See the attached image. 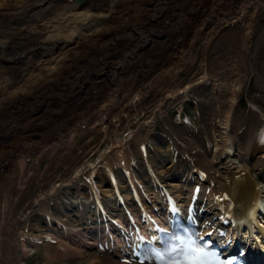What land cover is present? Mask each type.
Listing matches in <instances>:
<instances>
[{
  "label": "bare ground",
  "instance_id": "6f19581e",
  "mask_svg": "<svg viewBox=\"0 0 264 264\" xmlns=\"http://www.w3.org/2000/svg\"><path fill=\"white\" fill-rule=\"evenodd\" d=\"M12 1L13 3L10 5L9 0H0V54L3 50H10L8 47L12 50L13 47L17 45L21 48V52L13 51L15 55H10V57L0 55V63H2L0 68L6 69L7 67L17 69V67L14 66L16 62H20V66H27L30 62L32 68L25 72L28 73V75L33 71H38V73L51 71L54 65L64 60L67 55L72 54V57L76 59L75 67L69 71V75H72L74 80L71 79L70 82H66L65 84L62 83L61 88L57 87L56 89H59L60 91H58V94L63 96L61 103L63 102L64 105H67L71 110H76L83 105L86 106L87 110H89L87 114L88 117L97 116L100 108L98 105L99 99L91 100L97 97V92L91 97L88 96V89L95 87V85H99L105 79L109 85L102 83L103 89H101V91L104 92L107 86H110V82L113 81L114 83L115 81L114 86L117 87V90H115L114 100L105 97L107 103L103 104L100 108L102 111L100 115L107 117L111 114L112 109L117 106L119 100H125L127 98L125 91L130 88V84H135L133 82H135L136 76L133 71L141 70L144 66L154 68L159 64V61L151 59L152 54L150 52L153 51L155 53V46L160 44H163L161 46L167 47L169 51L171 62L170 64L167 62L169 68L166 70V75L169 81L173 82L175 72L177 73L178 70H181L187 65L188 61H191L188 59L192 57L190 50L192 46H194V40L199 36L200 31L204 29V24H201L199 28L192 27L191 16H193V14L194 17L197 15L199 17L198 23L201 20L206 21L214 15L213 10H209L206 15L200 14L198 11L204 7V5L200 3H197L195 9L189 12L186 8L187 6L183 4L185 0L183 2L177 1L178 5H175L174 7L176 8H173L172 11H167L166 8H164L166 6V0H126V2L141 4L144 7H154L155 13L141 14L138 18L133 19L135 22L131 24L129 21H124L119 27L107 28L104 25V21L111 19V14L115 13V11L110 12L104 11L101 8H95L93 3L94 0H82L79 2L74 0ZM209 1L212 3L213 0ZM217 2H219V0H217L216 3ZM251 5L259 6L258 12L253 20H255V18L259 20L263 16L264 28V0H249L244 3L241 11L245 12L246 7ZM174 9L179 10V13L174 12ZM120 12L121 11H116V13ZM156 13H160L161 18L157 17L155 15ZM19 22L21 23L16 25V23ZM154 24L158 29H155L156 27L152 29L153 27H151V25L153 26ZM242 25L244 27L243 34L248 36L254 27L251 24ZM154 30H157V34L160 33V39L155 38L153 34L151 35V32L153 33ZM187 30H189L188 34L191 36H189L191 41L187 42L189 48L183 50L182 47L186 46L185 37L187 36ZM12 31L19 33L25 32L27 39L24 37H16ZM109 31H111L112 35L114 34L109 38L111 39L110 41H117V43L124 45L123 48H126V50L122 48L118 51L115 50L116 47L113 48L110 44L108 45V43H99L101 45L98 44V49L101 48V52L99 53L100 55H96L98 52L97 48L95 51L87 48L90 45V43H88V38L91 37L90 35L105 37L109 35ZM262 33L264 35V29H262ZM117 34H120L121 37L125 36V41L122 38L119 39V37H115ZM23 38L31 42L33 49H22ZM37 38L39 41H37ZM222 38L223 40L226 39L229 45L233 42V37L227 38L224 36L221 37V40ZM242 38H245V36L243 35ZM242 40L243 39L240 37L238 40L239 44ZM236 43L237 40L235 44ZM125 44H128V46L125 47ZM40 46L41 48H36ZM230 46L233 47L232 45ZM53 49L56 50L53 51ZM37 51H48L49 54L53 53L55 56L51 55L50 57H44L48 56V53L46 55L41 53L36 56L35 52ZM28 52L33 56H26ZM223 52L224 49L221 48L220 45L213 46L209 50L207 64H205V66L207 65V71L205 70L206 72H204V68L202 69V73L204 74L199 77L198 82L187 84L179 90L172 89L166 94L167 100L173 102L188 92H194L201 84H210V89L212 90L210 102L205 103V105L204 103L202 104L204 108L203 112L207 115V121L202 126L201 130L193 134L194 132L190 133V131L185 128V132L177 134L174 130H171L168 125V134L155 136L142 133L140 129L135 130L132 134L134 143L137 148L139 147L142 150L137 158L130 155V148L128 145V147L124 145L123 141L116 142V150L113 152L112 158L107 159V157H110L108 154H105L106 156L102 158L103 166L107 168V176H105V173H98L95 169H92L90 173L85 176L86 187H78V183L75 179L80 171L77 170L74 178L69 179L66 183L55 185L49 192L52 197V202L50 203L51 208L45 210V212L47 211V217L45 216L44 220H42L39 218V213L34 214L27 228L30 233L36 234L46 229L53 231L55 229L58 231L57 227L60 226V222L70 226L71 229V226H73L78 230L84 229L88 224H90L89 226H98L100 223L97 224V222L105 218L103 216L100 217L101 215L97 213L93 205V199H98L95 200V204H98L103 210H107L109 214L115 213L117 216H122V211L119 210V208L118 210L115 208L116 203L113 190L116 193L121 192L124 200H128L127 189L129 188L130 190V185L135 187L134 184L140 183V185L145 188L144 193H142L140 189L139 191L134 189L136 196L140 198L141 195L144 194L152 199L154 197L152 189L155 195H157V192L154 187L149 186V183L147 184L148 181L145 177H149L151 181H163L164 185H167L179 198H183L185 193L186 196L192 193L193 185L189 187V191L183 192L185 191V187L187 185L189 186L188 182L193 179L196 180L197 178L198 184L200 185L199 189H201L202 186L204 188V186L212 184L210 188L211 193L206 195L207 200L205 202L213 209L220 202L216 198H225L224 200L226 203H233V209L236 214L244 212L251 204L253 206L254 199H264V141L257 142V139L253 136V132H255L257 126H264V98L254 97L253 101H250V111L247 115L239 117V115L236 114L237 111L233 108V103L238 91L243 87V78L236 73L237 68L234 67L235 65L228 66L218 58L223 55ZM83 57L88 58L89 68L88 62L77 66V59ZM212 58H214V62L216 63L214 71H210L213 65ZM90 59L92 61H90ZM81 65L87 67L88 72H90L88 73L83 70L82 74ZM237 65L240 66V64ZM116 70H118L119 73L123 72L128 74V78L122 77L120 79H115V77H113V72ZM95 73H99L96 78L102 77L100 80L92 82L90 75ZM78 74L82 75L79 76ZM54 81L58 82L55 79ZM155 81L159 83L160 80L157 79ZM77 83L78 85H76ZM97 88L98 86L96 89ZM119 92H124L122 93L123 98H121ZM50 96L54 98L55 94ZM143 96L144 94L139 92L134 94L136 101H141ZM44 98L40 97V101L44 102ZM22 102L23 99L21 98L14 101L15 110L11 111L10 115L13 116L16 122L17 120L28 119L27 122L23 124V127H18L13 121L7 123L5 121L0 122V148L2 146L5 147L4 153H0V166L16 161L17 164L14 163L16 165L15 169H17L16 171L14 170V172L17 173L16 181L20 184L25 182V185H27L31 180V176L27 175L29 172L32 173L34 177L37 175L42 177L40 170L38 168L36 169L38 166L36 163H38L41 154L49 149L46 145L49 143L52 144L53 139H60L62 127L64 126V129H66L68 127V121H73V126H79V119L83 117L75 113L71 115L65 113L59 115L60 111H51L47 113L44 109L38 112V116H34L35 113L25 110L22 106ZM31 102L33 103L34 101ZM37 107L41 108L42 106L39 105ZM162 113L163 111L159 106L156 111L152 112L151 118L157 117L160 119ZM43 114L48 115L46 116ZM64 115H66V119L63 118ZM40 116L43 119L47 117L54 121L61 116L60 118L66 120V125L58 123L53 129L44 130L47 133L41 135L42 140L33 141L28 134V128L36 126V122L39 120ZM87 121L88 120L83 119V123ZM153 121L154 120H152V122ZM144 124L145 122L142 123L141 126H144ZM38 125L40 124H37V126ZM16 134L19 137V141L17 140L15 144L10 143V139ZM184 134L188 136L185 137L183 136ZM20 141H22V143H20ZM143 145L145 149L142 148ZM54 149H56V147H54ZM175 150L176 153L174 154L173 152ZM13 156H17V160L13 161ZM107 160H109V162L105 165ZM163 162L169 163L165 165V167L168 166L165 169L161 167ZM174 162H178L177 167H174ZM12 166L13 165H11V167ZM122 169L126 170L125 174ZM203 173L205 177L203 180H200L197 175L202 176ZM4 176L9 177V174L0 175L1 178ZM168 177L174 180H167ZM104 179L111 180L112 184H110L112 186L104 189ZM1 181L2 179H0V183ZM201 181L203 182L202 185ZM38 188H42L40 184ZM0 194V264H18V258L12 251L11 239L9 238L7 230L9 229L8 224L10 222L5 223V221H2L5 215L6 205H8L7 203H11L7 200L8 196L5 191L2 190ZM194 194L199 196L198 194L201 193L196 192ZM38 195L39 194L35 195L34 199H39ZM189 198L185 199V203L188 202ZM162 200L163 204L168 205V199L165 200L164 198ZM40 201L41 200H39V202ZM157 203L158 202L154 201L151 204L156 205ZM84 204L89 208L88 210L85 209V211H82ZM129 204H126L128 209L131 207ZM141 204L142 202H140V205ZM91 205L94 206L93 209H90ZM6 211H9V209ZM82 213L85 214L84 217H82ZM104 216H106V214H104ZM209 218H211V214H209L207 219ZM155 219L157 218L155 217ZM37 220H40L41 223ZM18 223L19 222H17V224ZM12 226L14 227V225ZM102 226L101 231H104V235L113 234L110 232L111 230H107L109 223L106 222L102 224ZM139 231H143V228L139 229ZM25 232H27V230ZM118 243L122 244L121 239H118ZM50 247V245H47V251L50 250ZM51 250L48 251L50 258L56 261H63V264H92V262L93 264H114V262L117 264H136L132 259H128V262H118L117 259H114L111 254L104 250H96V254H87L85 260H81L77 255L68 250L64 252L58 251V249Z\"/></svg>",
  "mask_w": 264,
  "mask_h": 264
},
{
  "label": "rangeland",
  "instance_id": "374dc122",
  "mask_svg": "<svg viewBox=\"0 0 264 264\" xmlns=\"http://www.w3.org/2000/svg\"><path fill=\"white\" fill-rule=\"evenodd\" d=\"M166 1V6L164 8H166L167 11H172L173 8H176L174 6L178 5L177 1L183 2L184 0ZM216 1L217 0H213L212 4L209 0H185L183 3L187 6L186 8L189 12L195 9L197 3H200L201 5H204V7L198 11L200 14L206 15L209 10H213L214 15L212 18L207 19L206 21L201 20L198 23L197 21L199 17L197 15L194 17V14L191 16V26L199 28L201 24H204V29L201 30L199 36L195 38L194 46H192L190 50L191 56L193 58L190 57L188 60L191 61H188L187 65H185L181 70H178L177 73L175 72V78L173 81L174 83L170 82L168 76L166 75V70L169 68L168 64L171 62V57L169 56L167 47L161 46L163 44L155 46V53L153 51L149 52L152 54L151 59L159 61V64L154 68L144 66V68L141 70H135L136 72L133 71V73H135L134 75L136 76V80L133 82L135 84H130V88L125 91L127 98L125 100H119L117 106L112 109L111 114H109L107 117L100 115L102 113L100 108L103 104L107 103L105 97H108L109 99L114 98L116 92L115 90H117V87L114 86L115 81L114 83L111 81L110 86H107V89L104 92L101 91V89H103V84L108 83L105 81V79L102 82L103 84L100 83L99 85H95V87L88 89V96L92 97V95L97 92V97L91 100L99 99V114L95 117L87 116L89 110H87L86 106L84 105L78 107L76 110L73 109V111L67 105H64L63 102L61 103L63 96L58 94V91L60 90L56 88H61L62 83L65 84L66 82H70L71 79L74 80L72 75H69V71L75 67L76 59L72 57V54L67 55L64 60L54 65L51 68V71H43L39 73L38 71H33L30 73V75H28V73L25 72L32 68L30 62L27 64V66H20V62H16L14 66H16L18 70L16 68H0V122L5 121L7 123L13 121V123L15 122L18 127L24 126L23 124H25L28 119L17 120V122H19L17 123L13 116L10 115L11 111L15 110L14 101L19 98L23 99L22 106L25 108V110L35 113L34 116H38V112L44 109L47 113L51 111H60L59 115H63L64 113L71 115L72 113H75L83 117L82 119H79V126H73V121H68V127L66 129H64V126L62 127L60 139H53L52 144L49 143L46 145V147L49 149L41 154L38 163L35 162L38 165L36 169L38 168L40 170L42 177L40 175L34 177V175L29 172L27 175L31 176V180L27 185H25V182L21 184L17 183V173L14 172V170H17L15 169V164L17 163L14 161L17 160V156L12 157V160L14 161L13 163L10 162L9 164L2 165L4 168L0 166L1 176L4 174H9V177H0V179H2L0 183V192L2 190L5 191L8 196L7 200H9L11 203H7L8 205H6V210L9 209L11 214L9 211L5 210V219L3 218L2 221H5V223H11L8 224L9 229L7 230L9 238L11 239L12 251L18 258V264H63V261H56L53 258H50L48 251L51 249H58V251L61 252L68 250L77 255L81 260H85L86 255L89 253H97L94 251L95 239H93L92 236H89L83 231V229L78 230L73 226H71V229L70 226L63 224V222H60V229L63 230L62 234L55 229L54 231L46 229L43 232H37L36 234H33L32 232L30 233L27 228L29 222L31 221V217L38 213L39 218L42 220H44L45 216L47 217V211L45 212V210L50 209V203L52 202V197L49 193L50 190L55 185L66 183L69 179L74 178L76 176L77 170L80 172L75 181L79 183L78 186L82 185V187L86 184L85 176L88 175L92 169H95V171L98 173H102L104 170L102 158L107 154L110 155V157H107V159L112 158V154L116 150V142L123 141L124 145L129 146L131 153L130 155L134 158H137L139 153L132 137V134L135 130L140 129L142 133H148L155 136L160 135V133L168 134L167 128L169 125L170 127L174 128V131L177 134L185 132L184 130H186L185 127L187 126H184L180 122L178 124L174 122L176 121L177 111L180 108L187 112L191 124L193 122V125L186 124L188 125L187 128L190 129V133L194 132L193 134H196L199 130H201L202 126L207 121V115L203 112L204 108L202 104L204 103L205 105V103L210 102V96L212 94L210 84H201L194 92H188L173 102L167 100L166 94L172 89L179 90L185 87L187 84L189 85L194 84V82H198L199 77L204 74L202 73V69L204 68V72L207 71V65L205 66V64H207L209 50L213 46L220 45V47L224 49L223 55L218 58L228 66L235 65L234 67L237 68L236 73L241 75L243 78V87L240 89V91H238L233 103V108L237 111L236 114H238L239 117L247 115L250 111V101H253L254 97L261 99L264 98V35L262 33V29H264L263 16L259 20H256V18L253 20L258 12L259 6L251 5L246 7L245 12H242V6L249 0H219L217 3ZM12 3L13 1L9 0V4L12 5ZM93 3L95 8H101L104 11L110 12L115 11V13L111 14V19L104 21V25L107 28H112L115 26L119 27V25H121L124 21H129L131 24L135 22L133 19L138 18L141 14L155 13L154 7H144L141 4L126 2V0H94ZM116 11L121 12L116 13ZM174 12L179 13V10L174 9ZM155 15L161 18L160 13H156ZM20 23L21 22L16 23V25ZM242 24H251L254 27L248 36L243 34L244 27ZM151 27H153L152 29L155 27V29H158L155 24L153 26L151 25ZM156 31L157 30H154L153 33L151 32V35L153 34L155 38H159L160 33L157 34ZM188 31L189 30H187V36L185 37L186 46L182 47L183 50H187L189 48V45L187 46V42L191 41V39H189L190 34H188ZM12 32L16 37H24L27 39L25 32ZM113 35L111 31H109V35L105 37H101L100 35H90L91 37L88 38L90 48L89 46L87 48L95 51L96 48H99V43H108V45L110 44L113 48L116 47L115 50L120 51L124 45L117 43V41H110L111 39L109 38H111ZM243 35L245 38H242ZM224 36L227 38L233 37V42L230 43V45L233 47H231L229 43L226 42V39L223 40L222 38L221 40V37ZM115 37H119V39L122 38L125 41V36L121 37L120 34H117ZM240 37L243 40L239 44L238 40ZM24 38L22 39V49H33L31 42H29V40L26 41ZM236 40L237 43L235 44ZM37 41H39L38 38ZM17 46L13 47L14 50H11V48L8 47L10 50H3L0 55L10 57V55H15L13 51L21 52V48ZM126 46H128V44H125V47ZM36 48H41V46ZM55 50L56 49H53V51ZM123 50H126V48H123ZM100 52L101 48L98 49L96 55H100ZM35 53L36 56L41 53H44L45 55L48 53V56L44 57H50L51 55H54L53 53L49 54L48 51H37ZM26 56L33 55L29 54L28 52L26 53ZM212 59L213 65L211 66L210 71H214L216 65L214 58ZM90 61L92 60L90 59ZM87 62L89 65V60L87 57L77 59L76 61L77 66L80 64H86ZM237 64H240V66ZM0 65H2V63H0ZM81 67L82 74L83 70L88 72L87 67L83 65H81L80 68ZM89 67L90 65L88 68ZM82 74L78 75L81 76ZM98 74L99 73L90 75L92 82L101 79L102 76L96 78ZM113 75L115 79H120L122 77L128 78V74L123 72L119 73L118 70L113 72ZM54 79L58 82H55ZM157 79L160 80L159 83L155 81ZM78 83L76 85H78ZM97 86L98 88L96 89ZM138 92L144 94L141 101L135 100L136 97H134V94ZM122 93L124 92H119L121 98H123ZM54 94L55 97L52 98L50 95ZM40 97L44 98L45 101L41 102ZM31 101L34 102L32 103ZM39 105L42 107L38 108L37 106ZM159 106L163 111L162 117L160 119L157 117L151 118L152 112L156 111ZM43 115L47 116L48 114ZM60 117L54 121L53 119H48L47 117L43 119L40 116L39 120L36 122V126L28 128L30 139L33 141L42 140L41 135L43 133H47L44 130L53 129L58 123L66 125V120H63ZM63 118L66 119V115H64ZM83 119L88 121L83 123ZM152 120L154 121L152 122ZM144 122V126H141V124ZM37 124L40 125L37 126ZM183 136L186 137L188 135L184 134ZM17 140L19 141V137L16 134L10 139V143L15 144ZM20 143H22V141H20ZM54 147H56V149H54ZM0 149V153H4L5 147L2 146ZM165 164L167 163H164L161 167H165ZM11 165L13 166L11 167ZM39 184L42 187L41 189L38 188ZM104 187V189H107L105 185ZM37 194H39V199H34L35 195ZM39 200L41 201L39 202ZM37 221L41 223L40 220ZM17 222L19 223L17 224ZM12 225H14V227ZM26 230L27 232H25ZM47 245L52 247H50V250L48 251ZM114 264L117 263L114 262Z\"/></svg>",
  "mask_w": 264,
  "mask_h": 264
},
{
  "label": "water",
  "instance_id": "95a60500",
  "mask_svg": "<svg viewBox=\"0 0 264 264\" xmlns=\"http://www.w3.org/2000/svg\"><path fill=\"white\" fill-rule=\"evenodd\" d=\"M76 1H78V2H79V1H82V0H76Z\"/></svg>",
  "mask_w": 264,
  "mask_h": 264
}]
</instances>
